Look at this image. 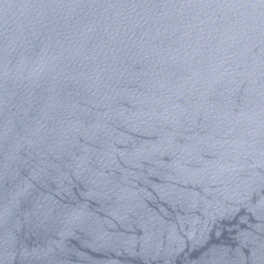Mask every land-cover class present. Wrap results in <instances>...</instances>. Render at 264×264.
<instances>
[{
    "label": "water",
    "instance_id": "obj_1",
    "mask_svg": "<svg viewBox=\"0 0 264 264\" xmlns=\"http://www.w3.org/2000/svg\"><path fill=\"white\" fill-rule=\"evenodd\" d=\"M0 264H264V0H0Z\"/></svg>",
    "mask_w": 264,
    "mask_h": 264
}]
</instances>
